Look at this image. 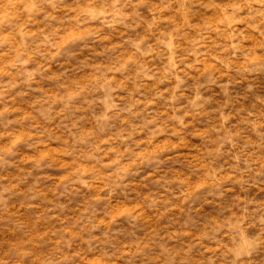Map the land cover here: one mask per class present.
<instances>
[{"label": "rangeland", "instance_id": "obj_1", "mask_svg": "<svg viewBox=\"0 0 264 264\" xmlns=\"http://www.w3.org/2000/svg\"><path fill=\"white\" fill-rule=\"evenodd\" d=\"M0 264H264V0H0Z\"/></svg>", "mask_w": 264, "mask_h": 264}]
</instances>
